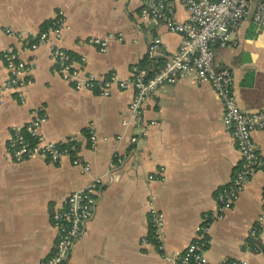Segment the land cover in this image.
<instances>
[{"label":"crops","instance_id":"0c3cea01","mask_svg":"<svg viewBox=\"0 0 264 264\" xmlns=\"http://www.w3.org/2000/svg\"><path fill=\"white\" fill-rule=\"evenodd\" d=\"M171 1L178 21L186 22L183 1ZM142 5L143 0H0V70L6 76L3 53L10 47L21 50L33 69L27 103L8 93L0 107V264H44L58 243L53 215L94 177H103L106 184L95 218L67 264H176L205 221L219 213L218 195L240 170L242 156L210 84L182 79L151 94L144 106L147 133L139 137L134 154L131 137L140 131L122 125L134 89H114L109 98L77 91L58 75L49 47L29 49L62 12L67 28L59 46L83 76L104 78L116 72L131 79L141 71L155 73L161 65L150 58V43L161 39L166 54L173 55L182 36L145 24ZM5 29L22 37L7 35ZM109 36L113 40L105 53L89 42ZM215 63L232 72L244 112L264 110V29L252 20L244 22L236 46L215 47ZM38 107L48 117L42 130L46 140L76 143L82 166L68 158L56 164L13 159L8 148L12 129L31 123ZM253 140L264 159V131L255 132ZM116 154L124 158L122 165L113 164ZM151 196L164 222L168 259L153 237ZM258 225L261 233L253 242L250 234ZM206 255L215 264H264V172L212 223Z\"/></svg>","mask_w":264,"mask_h":264},{"label":"built area","instance_id":"2783aa9c","mask_svg":"<svg viewBox=\"0 0 264 264\" xmlns=\"http://www.w3.org/2000/svg\"><path fill=\"white\" fill-rule=\"evenodd\" d=\"M189 18L181 23L171 0H143L141 20L148 26L165 27L168 32L182 36L179 51L167 55L161 39H154L149 45V56L160 60L161 67L155 73L138 72L131 79H124L116 72L99 78L94 75L83 76L75 67L74 59L60 46L59 41L67 28L64 13L60 12L55 20L29 44V49L36 51L43 46L50 49L51 57L56 64L58 75L75 86L77 91H88L100 97L109 98L113 90L127 91L134 89L133 102L122 125L126 129L136 128L138 135L131 137L133 153H137L139 137L146 135L144 106L147 98L164 86H172L182 79L194 83L210 84L221 100L225 125L231 130L236 147L242 156V165L230 185L218 195L219 213L205 221L198 235L190 243L176 264H215L206 255L210 245L212 223L222 214L232 209L240 199L241 193L251 179L259 172H264V159L258 152L253 134L264 131V110L255 113L244 112L234 92L235 80L231 71L219 69L215 63V47H230L238 44L239 30L244 22L252 20L259 28L264 29V0H182ZM7 35H17L5 29ZM22 37L20 35H17ZM113 40L107 38L91 39L93 46L105 53ZM3 60L6 76L0 70V107L6 102L7 94H13L20 104L27 103V91L33 84L32 65L22 59V51L8 48ZM35 61V60H33ZM48 123L44 107L34 111L31 123L12 129L8 148L17 163L42 158L51 163L70 159L75 166H82L80 151L76 144L67 146L52 143L43 135V127ZM92 147L96 148L97 138L91 133ZM123 137H119L122 140ZM30 139L34 142H30ZM113 164L122 165L124 158L116 154ZM88 174H93L90 166H84ZM154 180V176L150 177ZM103 177H94L83 190L73 193L67 200V206L53 215L52 222L58 231V243L55 252L44 264H67L79 241L87 232L88 225L95 218L97 207L105 187ZM151 227L158 250L164 259L163 219L157 210L156 199L151 196ZM263 220V219H262ZM260 225L253 229L250 240L259 237ZM226 264H248L245 261H229Z\"/></svg>","mask_w":264,"mask_h":264},{"label":"trees","instance_id":"16d2710c","mask_svg":"<svg viewBox=\"0 0 264 264\" xmlns=\"http://www.w3.org/2000/svg\"><path fill=\"white\" fill-rule=\"evenodd\" d=\"M30 142L32 143V142H34V141L30 139ZM74 144H76V143H74ZM65 146H67V145H65ZM254 241H255V239L253 240V242H254Z\"/></svg>","mask_w":264,"mask_h":264}]
</instances>
